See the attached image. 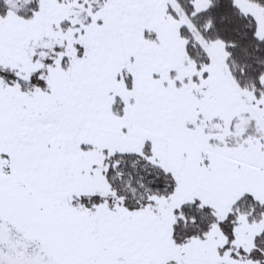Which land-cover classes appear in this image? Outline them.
Instances as JSON below:
<instances>
[{
    "label": "snow or ice",
    "instance_id": "obj_1",
    "mask_svg": "<svg viewBox=\"0 0 264 264\" xmlns=\"http://www.w3.org/2000/svg\"><path fill=\"white\" fill-rule=\"evenodd\" d=\"M0 264H264V0H0Z\"/></svg>",
    "mask_w": 264,
    "mask_h": 264
}]
</instances>
